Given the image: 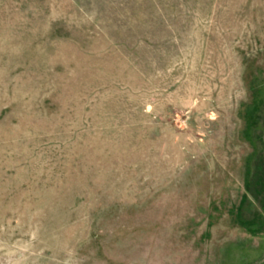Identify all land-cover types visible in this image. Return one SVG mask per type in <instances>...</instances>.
<instances>
[{
	"label": "rangeland",
	"instance_id": "rangeland-1",
	"mask_svg": "<svg viewBox=\"0 0 264 264\" xmlns=\"http://www.w3.org/2000/svg\"><path fill=\"white\" fill-rule=\"evenodd\" d=\"M0 264H264V0H0Z\"/></svg>",
	"mask_w": 264,
	"mask_h": 264
}]
</instances>
